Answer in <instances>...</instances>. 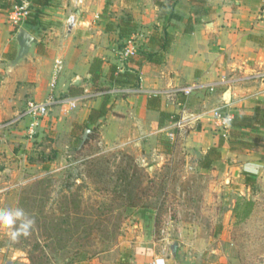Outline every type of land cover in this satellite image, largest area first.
Returning a JSON list of instances; mask_svg holds the SVG:
<instances>
[{
    "label": "rangeland",
    "instance_id": "rangeland-1",
    "mask_svg": "<svg viewBox=\"0 0 264 264\" xmlns=\"http://www.w3.org/2000/svg\"><path fill=\"white\" fill-rule=\"evenodd\" d=\"M158 1L60 0L59 7L71 14L90 9L113 27L138 16L132 32L115 43L122 50L128 40L136 43L134 34L153 28ZM18 17H8L15 46L23 23ZM0 79L7 95L0 122L10 121L22 107L14 101L20 85ZM19 96L23 105L28 96ZM72 110L54 107L32 136L24 122L0 130V208L22 207L35 220L31 234L15 242L0 230V264H87L95 258L129 264L137 250L174 264H264V196L227 180L222 164L199 166L200 128L177 126L160 132L157 146L145 147L108 140L98 127L81 145L83 130L70 127Z\"/></svg>",
    "mask_w": 264,
    "mask_h": 264
},
{
    "label": "crops",
    "instance_id": "crops-1",
    "mask_svg": "<svg viewBox=\"0 0 264 264\" xmlns=\"http://www.w3.org/2000/svg\"><path fill=\"white\" fill-rule=\"evenodd\" d=\"M158 2L165 3V11L160 7L162 12L158 13V20L153 21V28H145V34L133 35L137 38L138 53L122 59L123 49L115 45L125 38L120 36V28L125 22L136 26L138 16L129 21L121 19L118 26L113 27L101 23L106 18L103 15L77 8L74 13L78 22L69 27L67 17L71 13L59 7L60 0H51L44 8V27L32 33L38 42L29 57L20 60L7 74L0 73L5 86L7 82L20 85L15 90V99L19 98L14 100L16 107L22 106L19 108L22 110L25 105L19 103L20 92L27 95V99L42 100L46 96L54 63L61 59L56 95L89 96L68 115L73 132L84 131L85 125L96 121L92 110L102 107L107 114L98 130L104 138L144 143L145 147L155 145L157 139L160 142L159 139L164 138L158 135L160 132L195 124L205 140L200 159L212 147L220 154L210 168H201L218 169L222 164V174L227 180L237 182L250 193L264 196V127L245 128L231 135L230 127L225 135L220 130L212 133L209 129L213 127L211 110L225 102L223 94L227 89H230L231 99L225 103L232 114L254 115L257 109H264V0H206L202 4L204 14H196L198 4L193 0H170L169 5L168 0ZM13 10L0 8V72L6 71V63L16 52L15 44L8 37L12 30L8 17L12 19ZM171 12L184 19L192 16L193 22L171 18ZM25 19L21 25L28 30V26H24ZM186 26L192 31L186 32ZM60 31L65 32L63 37L58 35ZM95 57L101 59V71L98 72L100 77L91 81L89 67ZM112 65L128 71L133 84L113 83L110 79ZM212 83L215 87L210 91L208 87ZM190 85H196L190 94L175 91ZM118 87L137 90L96 94ZM73 90L78 92L72 94ZM6 106L7 95L0 88L2 117ZM160 111L178 116L179 125L165 117L159 125ZM90 115L93 116L91 121ZM3 144L0 138V158ZM158 257L164 256L137 250L129 264H154ZM164 259L165 264H174V259L173 262L170 258ZM87 264L104 263L95 258Z\"/></svg>",
    "mask_w": 264,
    "mask_h": 264
},
{
    "label": "built area",
    "instance_id": "built-area-1",
    "mask_svg": "<svg viewBox=\"0 0 264 264\" xmlns=\"http://www.w3.org/2000/svg\"><path fill=\"white\" fill-rule=\"evenodd\" d=\"M79 1V0H78ZM81 1V0H80ZM27 7L28 3L25 0H22L21 4H17L14 6L13 10V21L17 22V20H20L18 17L19 15L23 16V19H25L27 15ZM17 9V10H15ZM76 14H70L67 17V25H75L77 23ZM137 53L136 45L132 40H128L125 47L121 51V58L127 59L129 57H132ZM62 61L61 59H56L53 67V71L50 77L49 82V89L48 93L42 100H35V99H27L24 105V108L18 112L10 121H2L0 122V130L5 129L6 126H9L11 124H16L19 122L25 121V130L26 134L28 136H32L38 126L40 125V122L44 117H46L50 110L53 107H60L65 110H72L74 109L77 104L82 101L84 98L89 97L88 95H76V96H57L55 93L56 88V81L58 77L59 70L61 68ZM196 85H190L188 87H183L179 89H175L177 92H181L184 94H190L192 90L195 88ZM215 87V84L212 83L208 89L210 91H213ZM137 89H134L132 87H118L114 89H108L99 91L96 93L97 95H104V94H111V93H129L133 92ZM226 103L223 102V104L216 106L211 110V120L213 124L215 125L217 130H220L222 134L225 135L230 122L233 118V114L227 110ZM176 125H179V121H176ZM162 261L163 264H165L164 257H158L154 260V264H158V262Z\"/></svg>",
    "mask_w": 264,
    "mask_h": 264
},
{
    "label": "trees",
    "instance_id": "trees-1",
    "mask_svg": "<svg viewBox=\"0 0 264 264\" xmlns=\"http://www.w3.org/2000/svg\"><path fill=\"white\" fill-rule=\"evenodd\" d=\"M29 5L27 7V15L25 19V24L28 26V30L35 34L39 31L43 26V14L44 8L50 4L51 0H27ZM198 4V9L196 10V14H204L202 11V4L206 2V0H193ZM21 4L20 0H13L12 2L9 0H4L0 3V8L8 9L9 11L14 8L15 5ZM158 5L162 8V11H165V3L158 2ZM160 11V13L162 12ZM171 18H175L178 20H185L187 22H193V17L189 16L188 18L184 19L182 16L178 15L177 13H170ZM132 25L130 26L128 23H124V27L120 28V36L126 37L129 33H131ZM186 32H191L192 28H185ZM168 34L165 33V37L167 38ZM167 41V40H166ZM165 46V45H164ZM101 71V59L95 57L90 64L89 73L91 81H96L100 74L98 73ZM115 73H117L115 75ZM110 79L115 84H133V77L131 74L124 70L118 69L116 66L110 67ZM78 91L73 90L71 91L72 94H76ZM93 113L96 115V121H92L91 125H85L86 128L91 130V133H95L99 125L101 124L102 120L105 118L107 114V110L105 107L100 109L92 110ZM159 125L162 124L163 117L169 118V120L176 122L178 120V116L171 115L170 113H165L164 111H160L159 113ZM93 119V116L90 115V121ZM261 126L264 127V109H257L256 114L254 115H245V114H233V118L230 122V129L229 133L236 134L241 129H259ZM221 139V138H220ZM219 152L216 148H209L205 155L199 161V166L202 168H210L212 166V162L219 158Z\"/></svg>",
    "mask_w": 264,
    "mask_h": 264
},
{
    "label": "clouds",
    "instance_id": "clouds-1",
    "mask_svg": "<svg viewBox=\"0 0 264 264\" xmlns=\"http://www.w3.org/2000/svg\"><path fill=\"white\" fill-rule=\"evenodd\" d=\"M34 224L35 220L22 207L0 208V230H6V235L12 242L22 236H29Z\"/></svg>",
    "mask_w": 264,
    "mask_h": 264
},
{
    "label": "water",
    "instance_id": "water-1",
    "mask_svg": "<svg viewBox=\"0 0 264 264\" xmlns=\"http://www.w3.org/2000/svg\"><path fill=\"white\" fill-rule=\"evenodd\" d=\"M14 38L16 42V52L14 57L9 62L6 63L5 65L6 71H9L13 67H15L20 60L29 57V53L33 45H35L38 42L37 38L24 27H19L17 29ZM75 83H78V81H76ZM230 99H231L230 89H227L223 94V100L227 103L230 101ZM89 133H91V130L89 128H85L81 136V145L85 143ZM171 250H172V254L174 255L175 253L174 245H171Z\"/></svg>",
    "mask_w": 264,
    "mask_h": 264
}]
</instances>
